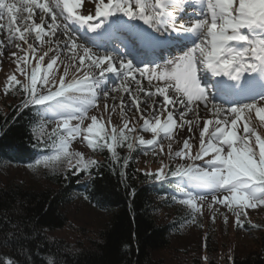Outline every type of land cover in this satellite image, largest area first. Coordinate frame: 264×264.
<instances>
[{"label":"snow or ice","instance_id":"1","mask_svg":"<svg viewBox=\"0 0 264 264\" xmlns=\"http://www.w3.org/2000/svg\"><path fill=\"white\" fill-rule=\"evenodd\" d=\"M79 3L80 0H0V21H7L0 23V31L7 33V45L0 40V50L11 47L14 41L26 45L21 48L20 43L15 44L23 56L10 53L25 80L22 82L13 73L7 78L9 84L4 92L7 95L11 87L19 86L24 100L18 107H35L41 117L59 118L47 139L35 135L33 144L49 148L54 154L41 153L29 167L64 166L66 170L75 169L73 175L93 166L99 168V163L86 159L83 152L70 151L77 137L93 149L108 150L116 162L120 160L117 149L122 147L129 152L138 146L153 151L159 147L163 152V138L169 141V157L187 163H177L174 170L164 164L155 178H175L182 197L179 203L191 209L193 220L202 210L198 201L209 197V208L216 211L214 206H224L239 227L244 226L241 218L248 216L249 209L264 211V136L253 123L254 116L264 125V0H87L95 9L94 15L77 12ZM137 20L143 24L134 23ZM81 27L91 32L100 30L89 38L93 44L118 42L127 53H99L78 43L73 32ZM30 37L41 46L47 45V51L37 55ZM171 49L182 54L163 64L156 62ZM133 53H138L135 58L142 66L126 59ZM61 55L70 64L64 66L57 79L58 61L63 63ZM46 56L48 63L44 65ZM33 59L37 61L35 65ZM70 69L74 70L71 76ZM202 72L219 79L205 81ZM109 74L119 81L111 89L107 88ZM153 81L158 83L154 85ZM130 85H135V90ZM120 91L129 95V103L144 121L142 130L151 132L152 139L132 135L137 129L127 119L122 127L113 125L105 130L100 117L88 116L90 109L99 108L101 93L107 99L110 92ZM140 93L145 100H141ZM141 103L147 116L141 111ZM103 107L110 112L119 107L123 116L125 104L121 98L119 105L105 103ZM88 119L91 123L83 127ZM72 120L78 123L73 125ZM44 127L41 122L39 128ZM185 129L184 135L177 137L176 133ZM193 129L198 131L195 154L191 144ZM175 139L182 142V147L173 152ZM127 163L125 157L124 165ZM227 219L225 215V222ZM249 224L259 227L250 221ZM23 235L26 239L27 234ZM7 242L5 237L3 243ZM8 264L20 262L9 260ZM46 264L63 261L59 253H50Z\"/></svg>","mask_w":264,"mask_h":264},{"label":"trees","instance_id":"2","mask_svg":"<svg viewBox=\"0 0 264 264\" xmlns=\"http://www.w3.org/2000/svg\"><path fill=\"white\" fill-rule=\"evenodd\" d=\"M20 99L24 98L21 92ZM19 106V105H18ZM0 108V261L46 264L48 254L59 253L63 264H188L182 250L177 254L173 238H180L193 216L186 205L176 204L171 181H157L137 165L136 156L126 147L118 148V162L100 150L99 168L73 175L75 169H44L40 182H30L4 172L6 164L20 166L35 160L47 149L33 147L35 135L47 134L39 128L37 108ZM131 154V156H130ZM128 157L127 165L124 158ZM8 172V171H7ZM76 192L90 207L108 214L95 233L85 225L74 228L70 206ZM173 211L162 219L164 206ZM73 229H72V228ZM72 229V240L53 235ZM212 233V232H211ZM211 233L197 238L198 245L213 250L202 264H218L217 246ZM23 234H27L24 238ZM18 237L13 239L12 237ZM71 236V235H70ZM5 237L9 242L3 243ZM127 246V247H125ZM238 248V246H237ZM211 254V256H210ZM191 264H201L200 256ZM230 264H264V237L260 246L235 252Z\"/></svg>","mask_w":264,"mask_h":264},{"label":"rangeland","instance_id":"3","mask_svg":"<svg viewBox=\"0 0 264 264\" xmlns=\"http://www.w3.org/2000/svg\"><path fill=\"white\" fill-rule=\"evenodd\" d=\"M79 7V6H78ZM80 11H83L84 13H88L86 8L79 7ZM198 10V9H197ZM191 11V9H189ZM6 19L4 21H0V23H6ZM37 23H39V19H37ZM78 40V43L84 44L87 46V43L85 39H83L81 36L76 35V33H73ZM6 31H0V40L5 42V45H7L6 40ZM34 37V34H33ZM33 37L29 38V43H33L34 46L37 48V55L43 54L44 51H47V45H39L38 41H35ZM45 39H48V37H45ZM88 42V41H87ZM16 43H20L21 48H26V45L23 42L20 41H14L13 45L11 47H5V49L0 50V108L9 111L11 107L18 106L22 103L20 98L21 91L19 90V86L11 87L9 93L6 95L4 92L5 86L9 84L8 77L15 73L17 75V78L21 80L22 82L25 80V77L22 76L17 68V63L14 57H11L10 53L16 52L18 55L23 56L24 53L21 51V49H18L15 47ZM111 47V51L113 53L119 54L116 50H113L112 48H121V45L118 42H109L107 45ZM103 48V47H101ZM97 48L99 52L104 53L105 49ZM172 50V49H171ZM172 54H177V51L173 52ZM49 55H52L49 53ZM133 56V54L131 55ZM130 55H127L128 59L134 60V57L131 58ZM177 56V55H176ZM165 57H168L165 53ZM172 57V56H171ZM169 59V57L167 58ZM166 59V60H167ZM60 60L63 61V63L59 64V70L56 72L57 79L60 75L63 74V68L65 65L70 64V61L67 59L66 56L61 55ZM163 62L165 60L163 59ZM37 61L35 59L32 60V65H35ZM48 63V57H45L44 65ZM137 66H142L141 64H137ZM43 69V66H42ZM43 74V71H41V75ZM74 74V70L70 69V76ZM205 80L206 77L209 75H205L204 73H201ZM212 79V77H209ZM208 78V80H209ZM108 83L112 85V87L118 85V80H108ZM158 83L157 81H153V84L155 85ZM162 83V82H159ZM145 86L147 85V82H144ZM112 87L108 88L111 89ZM130 87H135V85H130ZM133 90H135L133 88ZM214 91V90H213ZM119 93V96L116 97V94ZM124 93V92H123ZM99 99V108H93L88 111V116L91 117L92 115H97L101 118L102 122L104 123L105 130H110L111 127L114 125L117 128L123 126V120L127 119L130 121V126L135 125L136 126V133H132V135L136 136H143L146 140L152 139L153 134L149 131H143V119L140 118V114L136 111L135 107L131 106L129 103V95L127 93H124V95L120 92H110L109 97L107 99L103 98L102 93L100 94ZM115 97V100L113 99ZM123 98L125 108L123 116L121 115L120 108L117 107L115 112H110L109 110H106L103 105L105 103L112 105L116 104L119 105L120 99ZM141 100H145L146 97H144L143 93H140ZM153 99L159 100V97H154ZM21 101V102H19ZM247 102V101H246ZM217 103H224L223 100H217ZM228 106V105H225ZM75 107V106H73ZM141 111L145 112V115L147 116V111L145 109L144 103H141L140 105ZM71 109H67L65 111H70ZM109 117L111 119L109 120ZM59 118H57L58 120ZM163 119V118H162ZM57 120H50L48 117H45L44 119V125L43 128L44 132L43 135L51 133V130L56 126ZM71 123L73 125L77 124L78 121L72 120ZM91 123V120H85L83 127H87L88 124ZM253 123L257 127V131L264 136V125H261L258 120L255 119L253 116ZM187 131V129L184 130V133ZM184 133H181V131H178L176 133L177 137L183 136ZM198 135L194 134L192 136L191 144H192V153L195 154V152L198 150ZM161 143L163 144V152L160 151L159 147H157L154 151L146 146H138L140 148L139 156L137 157L139 169L143 170L145 172L154 173L157 172L162 165L168 164L169 166L172 165L173 170L177 163H187L186 161H178L176 159H171L168 154V143L169 141L166 139L161 138ZM182 147V142L179 139H175L172 142V151L175 152L179 150ZM70 151H80L83 152L86 159H94L97 160L99 157V149H93L90 145L87 144V142L83 141L82 137H77L76 140H74L70 145ZM48 154H54L48 153ZM207 159V158H206ZM197 163H200L197 161ZM7 166L4 169V172H6L7 175L11 174L13 176L14 174L17 175L18 178H24L27 179L30 182H40L41 175L43 177L44 175V169H53V168H45L43 166L39 167H29V166H13L10 164H6ZM2 169L4 168L1 167ZM0 168V170H2ZM57 170H66L64 166H60L57 168ZM72 170V169H71ZM8 171V172H7ZM211 202V197H209L207 200L202 203V210L201 213L195 214V219L190 221L188 225L184 227L185 233L180 235V238L174 239V245L175 250L177 251V254L179 256L184 255L182 250L186 252V255L188 256V264H191V262L194 260V258H198L200 256L201 264L203 261H205V257L208 253H211L213 255V250L207 249L204 245H198L197 238L202 237L203 235H207V233H211L212 236H214V240L216 242L217 246V254H218V264H230V259L233 256L235 252H238L239 250L248 248L255 249L256 247L260 246L263 237H264V211L260 209H249L248 210V216L242 217V220H245L244 226L239 227L235 223L234 215L227 211V209L222 205H216L214 208H216V211H213L212 208H209V203ZM184 209H191L188 206L183 207ZM71 210V222L74 228L79 227L80 225H85L88 229L91 230V234L95 233V231L100 228L105 220V218L108 217V214H105L101 211H98L94 209L93 207H90L85 200L79 195L75 194L74 198L72 200V204L70 206ZM173 211V207L165 205L164 208L160 211V217L162 219L164 216H166L168 213ZM215 216V220L213 222L212 216ZM227 215L228 219L227 222L224 220V216ZM193 216V214H192ZM249 221L251 225H259V227H251L249 224ZM72 228V227H71ZM68 230H60L55 231L52 233L53 235L57 237H63L69 241H71L72 238V229ZM71 235V236H70ZM238 246V248H237ZM166 257L169 259L171 263H175V259H179L178 257L171 256L170 253L165 251ZM210 254V256H211Z\"/></svg>","mask_w":264,"mask_h":264},{"label":"bare ground","instance_id":"4","mask_svg":"<svg viewBox=\"0 0 264 264\" xmlns=\"http://www.w3.org/2000/svg\"><path fill=\"white\" fill-rule=\"evenodd\" d=\"M105 2H107V0H105ZM79 4H81L83 7H85L86 8V10L85 11H87L88 12V15L89 14H91V15H94L95 14V9H94V7H93V5L92 4H89V3H87V0H80V3ZM130 22H132V21H130ZM134 23H136V24H143V22L142 21H139V20H137V21H134ZM144 27H147V25H144ZM92 48L94 49V50H96V47L95 46H92ZM97 52V51H96ZM104 53H106V52H104ZM111 54H113L112 52H111ZM114 55H116V54H114ZM210 72H207V74H209ZM246 75H248V74H246ZM254 75V74H253ZM119 82V81H118ZM132 88H134L135 89V87H132ZM121 94L122 95H124V93L121 91ZM119 96V93L118 94H116V97H118ZM206 118H208V117H205V119ZM200 127L202 128L203 127V120L201 121V124H200ZM181 133H184V130H181ZM193 133L194 134H196V135H198V131H196V129H193ZM198 137V136H197Z\"/></svg>","mask_w":264,"mask_h":264}]
</instances>
